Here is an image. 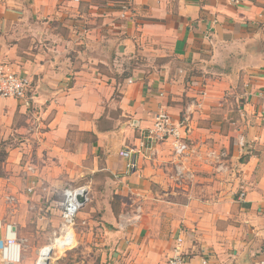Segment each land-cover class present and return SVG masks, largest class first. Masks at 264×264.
Segmentation results:
<instances>
[{
	"label": "crops",
	"instance_id": "1",
	"mask_svg": "<svg viewBox=\"0 0 264 264\" xmlns=\"http://www.w3.org/2000/svg\"><path fill=\"white\" fill-rule=\"evenodd\" d=\"M121 3L0 0V66L33 96L0 97V235L20 243L10 264L60 234L69 187L86 189L88 242L102 236L83 264H165L177 238L185 264L264 260V0H134L125 17ZM188 109L191 152L159 144L126 175L119 152L158 111ZM138 200L142 221L119 232Z\"/></svg>",
	"mask_w": 264,
	"mask_h": 264
},
{
	"label": "built area",
	"instance_id": "2",
	"mask_svg": "<svg viewBox=\"0 0 264 264\" xmlns=\"http://www.w3.org/2000/svg\"><path fill=\"white\" fill-rule=\"evenodd\" d=\"M134 0H122L121 12L122 17L130 11ZM247 0H229L233 5H240ZM0 97L12 98L18 100L23 106L29 107L33 102L32 83L29 78L10 71L5 66H0ZM200 107L199 103H195ZM191 112L189 109L178 120H173L165 111H158L153 117L152 124L149 128L142 131L138 139V143L133 147H125L119 152V156L127 160L125 174L128 175L135 171V157L140 155L145 159H150L155 153V147L159 144L170 141L172 152L177 159L184 158L191 148L186 140L189 131ZM242 144V141H240ZM209 157L214 159L221 167L225 158L224 153H209ZM176 175L181 178L182 168L176 166ZM63 203L61 206V231L50 245L42 248L35 264H55V251H68L74 248V229L81 209L86 204L88 198L84 187L66 188L63 190ZM243 196V195H241ZM84 199V205L79 203L77 198ZM143 218V205L140 200L132 203L124 210L117 219L116 228L119 232H126L138 225ZM3 226L0 222V232ZM9 231V228L6 229ZM182 238L175 240L172 256L167 259L165 264H185L184 254L181 250ZM20 243L14 237L0 235V264H10L14 258H9L6 253L12 249H19ZM255 264H264V260Z\"/></svg>",
	"mask_w": 264,
	"mask_h": 264
},
{
	"label": "rangeland",
	"instance_id": "3",
	"mask_svg": "<svg viewBox=\"0 0 264 264\" xmlns=\"http://www.w3.org/2000/svg\"><path fill=\"white\" fill-rule=\"evenodd\" d=\"M90 204V203H88ZM88 211V205L83 207L78 215L77 218V222H76V227L74 229V240H75V244H74V248L73 250L67 252L65 254V251H61V250H56L55 251V264H83L82 261H84L85 259L87 260V262L91 259L94 258V249L96 248L95 244L98 243V239H100L102 236L101 234H95L93 233V235L91 236V244L93 245V252H90L87 250L86 253H84L82 251L84 244H88L91 245L88 242V238L86 235V231L84 230L85 225L82 224V218L85 217L84 213H86ZM85 234V235H84ZM55 238V237H53ZM34 242L36 241V237H33ZM64 254L66 256H64ZM90 255V258H89ZM86 257V258H85ZM37 258V251H32L31 249H27L24 251L23 253V257H22V262L21 264H34Z\"/></svg>",
	"mask_w": 264,
	"mask_h": 264
},
{
	"label": "water",
	"instance_id": "4",
	"mask_svg": "<svg viewBox=\"0 0 264 264\" xmlns=\"http://www.w3.org/2000/svg\"><path fill=\"white\" fill-rule=\"evenodd\" d=\"M77 200H78L79 203H81L83 205L85 204L84 203V199L82 197H78Z\"/></svg>",
	"mask_w": 264,
	"mask_h": 264
}]
</instances>
